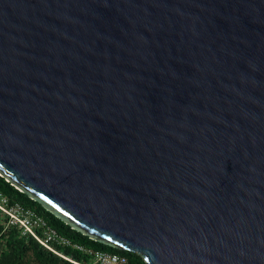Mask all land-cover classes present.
<instances>
[{
    "label": "water",
    "instance_id": "95a60500",
    "mask_svg": "<svg viewBox=\"0 0 264 264\" xmlns=\"http://www.w3.org/2000/svg\"><path fill=\"white\" fill-rule=\"evenodd\" d=\"M0 175L148 264H264V0H0Z\"/></svg>",
    "mask_w": 264,
    "mask_h": 264
},
{
    "label": "trees",
    "instance_id": "16d2710c",
    "mask_svg": "<svg viewBox=\"0 0 264 264\" xmlns=\"http://www.w3.org/2000/svg\"><path fill=\"white\" fill-rule=\"evenodd\" d=\"M0 190L12 203H20L36 211L63 237L72 242V246H56L54 252L31 235H25L20 226H13L9 219L0 212V264H89L91 257L75 245L95 251H106L125 256L129 264H148L138 254L120 247L104 244L99 240L77 231L71 224L56 217L36 202L28 194L21 192L6 177L0 175Z\"/></svg>",
    "mask_w": 264,
    "mask_h": 264
},
{
    "label": "built area",
    "instance_id": "2783aa9c",
    "mask_svg": "<svg viewBox=\"0 0 264 264\" xmlns=\"http://www.w3.org/2000/svg\"><path fill=\"white\" fill-rule=\"evenodd\" d=\"M0 212L9 219L13 226H20L25 235H31L48 249L57 252L56 246H72V242L63 237L36 211L20 203H12L0 190ZM81 252L89 255V264H129L127 257L106 251H95L81 245H75ZM78 264V263H77Z\"/></svg>",
    "mask_w": 264,
    "mask_h": 264
}]
</instances>
